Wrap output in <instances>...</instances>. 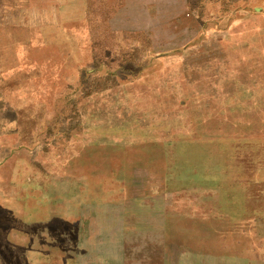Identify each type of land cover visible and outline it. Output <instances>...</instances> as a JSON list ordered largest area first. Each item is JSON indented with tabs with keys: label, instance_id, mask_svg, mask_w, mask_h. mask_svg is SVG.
I'll return each mask as SVG.
<instances>
[{
	"label": "rangeland",
	"instance_id": "rangeland-1",
	"mask_svg": "<svg viewBox=\"0 0 264 264\" xmlns=\"http://www.w3.org/2000/svg\"><path fill=\"white\" fill-rule=\"evenodd\" d=\"M0 264H264V0H0Z\"/></svg>",
	"mask_w": 264,
	"mask_h": 264
}]
</instances>
